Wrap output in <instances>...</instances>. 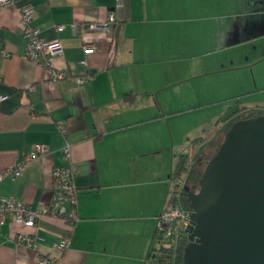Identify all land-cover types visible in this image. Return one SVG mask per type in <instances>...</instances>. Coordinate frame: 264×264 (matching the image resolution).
I'll return each mask as SVG.
<instances>
[{
  "label": "crops",
  "instance_id": "obj_1",
  "mask_svg": "<svg viewBox=\"0 0 264 264\" xmlns=\"http://www.w3.org/2000/svg\"><path fill=\"white\" fill-rule=\"evenodd\" d=\"M26 2L34 7L41 36L61 43L54 65L72 77L90 75L88 82L50 85L47 71L23 57L17 6ZM115 5L116 0H16L0 7V95H6L0 100V170L20 162L36 143L49 149L26 161L16 178L0 180V195L31 209L46 207L56 165L73 167L77 188L65 251L54 248L67 231L61 218L44 214L30 227L8 217L0 224V264H36L38 254L56 257L52 264H173L151 256L158 246L156 217L178 155L167 142L170 107L227 99L237 87H250L251 57L264 59V0ZM108 11L116 19L107 28L86 27L105 21ZM86 46L93 49L86 52ZM66 142L69 160L63 157ZM19 232L35 236L36 248L16 246Z\"/></svg>",
  "mask_w": 264,
  "mask_h": 264
},
{
  "label": "water",
  "instance_id": "obj_2",
  "mask_svg": "<svg viewBox=\"0 0 264 264\" xmlns=\"http://www.w3.org/2000/svg\"><path fill=\"white\" fill-rule=\"evenodd\" d=\"M187 197L182 264H264V114L230 125Z\"/></svg>",
  "mask_w": 264,
  "mask_h": 264
},
{
  "label": "built area",
  "instance_id": "obj_3",
  "mask_svg": "<svg viewBox=\"0 0 264 264\" xmlns=\"http://www.w3.org/2000/svg\"><path fill=\"white\" fill-rule=\"evenodd\" d=\"M16 0H0V7L6 4H14ZM123 0H116L118 6ZM19 20L18 28L25 41V50L23 57L44 68L49 75L50 85L57 80L74 79L77 84H83L89 81L90 75L72 77L69 72L63 68L56 67L53 63L54 54L60 50L59 40L48 41L41 36L40 29L34 25V7L30 2L22 3L17 6ZM116 19L113 11H108L105 21L97 23L91 22L86 25L89 29L107 28L109 23ZM63 28L58 25L57 29ZM93 47L86 46L85 51H91ZM6 98V95H0V100ZM61 131L64 128L61 127ZM48 146L43 143H36L25 153L23 159L18 163H13L0 170V180L5 177L16 178L21 173L26 161L33 157L42 155L48 151ZM63 157L70 159V143L66 142L63 146ZM75 170L70 165L52 168V191L48 205L44 208L31 209L29 204L16 199L13 196L0 195V224L6 218H12L14 221L25 226L34 227L38 220L44 214H49L55 218H61L67 223V231L60 240L54 243V248L59 251H65L71 242V233L73 223L76 220L77 210V188L74 183ZM177 221L175 225L174 222ZM190 224L188 211L181 208L179 204H172L165 201L162 210L156 217V240L158 242L172 241L176 244L179 237H186L187 228ZM16 246H26L36 248V238L28 233L19 232L14 236ZM56 257L44 254H38L36 264H52Z\"/></svg>",
  "mask_w": 264,
  "mask_h": 264
},
{
  "label": "trees",
  "instance_id": "obj_4",
  "mask_svg": "<svg viewBox=\"0 0 264 264\" xmlns=\"http://www.w3.org/2000/svg\"><path fill=\"white\" fill-rule=\"evenodd\" d=\"M262 114H264V110L259 108L237 107L222 118V125L216 129L212 136L207 138L200 135L192 138L191 150L178 154L174 160L168 177V195L165 201L179 204L182 209L188 211L187 194L189 191L197 190L198 180L207 161L218 149L223 135L230 125L235 120ZM154 237L156 238V231ZM186 243V237L183 236L177 239L176 244H173L172 241L158 242V246L152 250L154 254H151V256L157 262L182 264V254Z\"/></svg>",
  "mask_w": 264,
  "mask_h": 264
},
{
  "label": "rangeland",
  "instance_id": "obj_5",
  "mask_svg": "<svg viewBox=\"0 0 264 264\" xmlns=\"http://www.w3.org/2000/svg\"><path fill=\"white\" fill-rule=\"evenodd\" d=\"M256 29L260 28L259 20H256ZM258 24V25H257ZM250 46H248L249 48ZM252 58V65L248 68L251 76L250 87H237L227 99L213 105H204L192 108L191 105H172L170 111L174 114L169 116L171 132H167V142L175 153L185 150L190 151L192 138L205 134L210 128L216 126L222 113L229 114L234 108L245 106L247 109L259 108L264 110V59ZM256 80V81H255ZM212 115V118H207ZM209 134V133H208ZM177 224V221L174 222ZM158 243V242H157Z\"/></svg>",
  "mask_w": 264,
  "mask_h": 264
}]
</instances>
